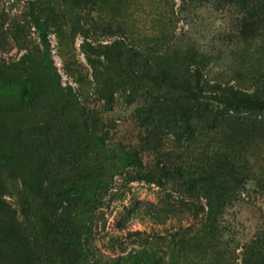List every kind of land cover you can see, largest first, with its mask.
I'll return each instance as SVG.
<instances>
[{
    "label": "rangeland",
    "instance_id": "1",
    "mask_svg": "<svg viewBox=\"0 0 264 264\" xmlns=\"http://www.w3.org/2000/svg\"><path fill=\"white\" fill-rule=\"evenodd\" d=\"M231 91L264 97V0H0V264H264Z\"/></svg>",
    "mask_w": 264,
    "mask_h": 264
},
{
    "label": "trees",
    "instance_id": "2",
    "mask_svg": "<svg viewBox=\"0 0 264 264\" xmlns=\"http://www.w3.org/2000/svg\"><path fill=\"white\" fill-rule=\"evenodd\" d=\"M44 41L46 45H49V38L44 34ZM196 86L198 89L202 87V79L200 74L196 77ZM215 98L218 100L225 101L228 104L233 105L235 108L242 107H255V108H264V97L259 98L255 97L252 94H242L236 91H231L227 94L223 92H216Z\"/></svg>",
    "mask_w": 264,
    "mask_h": 264
}]
</instances>
